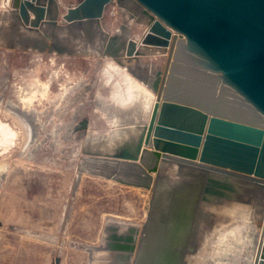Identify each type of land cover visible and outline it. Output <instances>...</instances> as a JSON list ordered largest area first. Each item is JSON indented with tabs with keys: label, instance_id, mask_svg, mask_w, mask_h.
<instances>
[{
	"label": "water",
	"instance_id": "obj_1",
	"mask_svg": "<svg viewBox=\"0 0 264 264\" xmlns=\"http://www.w3.org/2000/svg\"><path fill=\"white\" fill-rule=\"evenodd\" d=\"M134 1L149 19L139 39L125 27L115 35L103 27L113 0H80L62 19L58 0H11L0 12V45L109 55L153 90L150 119L136 139L91 151L83 170L153 190L135 264H182L208 206L264 198V0ZM158 55L167 56L164 69L141 61ZM167 165L189 180L170 181ZM256 228L253 264H264V217ZM129 232L113 235L123 264L138 228Z\"/></svg>",
	"mask_w": 264,
	"mask_h": 264
},
{
	"label": "rangeland",
	"instance_id": "obj_2",
	"mask_svg": "<svg viewBox=\"0 0 264 264\" xmlns=\"http://www.w3.org/2000/svg\"><path fill=\"white\" fill-rule=\"evenodd\" d=\"M58 1L62 19L80 0ZM10 5L11 1L0 0V12ZM142 14L134 0H113L102 24L113 35L125 27L124 33L139 39L149 20ZM144 57L154 69H164L167 56ZM124 68L109 55L55 54L0 45V123H8L15 135L10 143L0 133V264H52L57 256L60 264H119L122 252L115 248L113 235L126 236L132 227L138 232L128 264L137 262L153 190L83 170L84 158L101 151L88 143L89 134L105 136L115 129L144 126L150 119L156 94ZM166 167L162 174L170 181L189 180L177 166ZM263 217L264 198L208 206L182 264H194L192 258L204 253L200 264H251L245 262L246 255L258 240L261 229L257 234L256 224H262ZM249 225L250 232H256L254 244L246 237Z\"/></svg>",
	"mask_w": 264,
	"mask_h": 264
},
{
	"label": "bare ground",
	"instance_id": "obj_3",
	"mask_svg": "<svg viewBox=\"0 0 264 264\" xmlns=\"http://www.w3.org/2000/svg\"><path fill=\"white\" fill-rule=\"evenodd\" d=\"M11 0H7V2H10ZM143 15V14H142ZM142 17H144L145 18V15H143ZM146 19V18H145ZM110 65V64H109ZM116 67V66H115ZM117 67H119L120 69H122V67H120V66H117ZM119 68H117V69H119ZM134 69H136V67L134 66L133 67ZM119 69V70H120ZM110 70H111V67H110ZM110 70H108V71H110ZM118 71V70H117ZM123 71L129 76V77H131L130 76V74L126 71V69L124 68L123 69ZM114 73V72H113ZM117 73V72H116ZM138 73V72H137ZM144 73V72H143ZM149 73V72H148ZM112 74V73H111ZM119 75H120V73H118ZM140 74V73H139ZM109 75H110V73H109ZM144 77H146V74L144 73V74H142ZM122 76V75H121ZM120 77V76H119ZM132 78V77H131ZM118 80H120V79H118ZM116 83H119V82H116ZM115 83V84H116ZM122 84V83H121ZM145 85H147V84H145ZM120 86V85H119ZM125 86V85H124ZM147 87H149L148 85H147ZM118 88H120V90L122 89L121 88V86L120 87H118ZM143 88V87H142ZM145 89V88H144ZM143 91V90H142ZM147 91V90H146ZM119 92V91H118ZM123 92V91H122ZM149 92V91H148ZM124 93V92H123ZM117 95H119L118 93H117ZM116 95V96H117ZM126 95V94H125ZM149 95V94H148ZM115 96V95H114ZM123 96V95H122ZM127 96V95H126ZM125 96V97H126ZM119 97V96H118ZM117 97V98H118ZM124 97V96H123ZM127 98H129V97H127ZM126 98V99H127ZM130 99V98H129ZM119 101V100H118ZM120 102V101H119ZM126 102V101H125ZM124 102V103H125ZM138 102V101H137ZM141 102V101H140ZM10 103V106H15L14 105V102H12V101H10L9 102ZM122 103V102H121ZM110 105V104H109ZM9 106V105H8ZM17 107V106H16ZM132 107V106H131ZM139 107H140V104H139ZM13 108H15V107H13ZM133 108V107H132ZM10 109H12V108H10ZM9 110V109H8ZM17 110V109H16ZM134 110V109H133ZM17 111H19V110H17ZM114 111V110H113ZM131 111H132V109H131ZM14 112V111H13ZM106 112H108V110H106ZM126 112V111H125ZM129 112H130V108H129ZM21 113H23V112H21ZM31 113V112H30ZM132 113V112H131ZM16 114V113H15ZM25 114V113H24ZM110 114H112V113H110ZM114 114V113H113ZM122 114V113H121ZM129 114V113H128ZM118 115V114H117ZM25 116V115H24ZM27 116V115H26ZM112 116V115H111ZM119 116V115H118ZM21 117V116H20ZM28 117V116H27ZM108 117V116H107ZM126 117H127V115H126ZM23 118V117H22ZM21 118V119H22ZM112 118V117H111ZM121 118V117H120ZM129 118V117H128ZM108 119H109V117H108ZM114 119V118H113ZM117 119V118H116ZM23 120V119H22ZM24 120H26V118H24ZM120 120V119H119ZM118 121V120H117ZM114 122H115V120H114ZM113 122V123H114ZM29 123V122H28ZM31 123V122H30ZM111 123H112V121H111ZM119 123H120V121H119ZM122 123V122H121ZM134 123H135V121H134ZM140 123V122H139ZM138 123V124H139ZM8 124V123H7ZM5 122L4 123H0V133H2V137H3V140H4V142H5V140H9V138L10 137H13V135H14V132L11 130V128L9 127V125H7ZM116 124V123H115ZM114 125V124H113ZM33 127V126H32ZM30 128V127H29ZM142 128H143V126H138L137 128L135 127V126H129V127H124V129H115V130H111L112 132H110L108 135H105V136H96V135H94V136H92V135H88L89 136V138H88V143L89 144H91V146H93V148H98V149H100L101 151H109V150H111L112 149V147H114L117 143V141H119L120 139V141H122V142H127V141H131L132 139H136V137H137V135L140 133V131L142 130ZM35 133V132H34ZM102 135V134H101ZM15 136V135H14ZM33 136V135H32ZM2 137L0 138V142H3L2 141ZM11 139V138H10ZM34 139V138H33ZM87 140V139H86ZM6 141V142H7ZM10 141V140H9ZM8 141V142H9ZM11 141H12V139H11ZM11 141H10V143H11ZM32 141V140H31ZM31 143H33V142H31ZM6 144V143H5ZM29 144V143H28ZM2 145V144H1ZM100 146V147H99ZM4 148V147H3ZM5 171H6V169H4ZM1 174V173H0ZM248 227V226H247ZM251 228V225H249V233H248V231H247V234L246 235H248V236H246V237H251V239H252V241L250 240V242H253V244H254V239L257 237L256 236V232H250V229ZM259 230H260V228H258V231H257V234L259 233ZM240 235H243V234H240ZM251 235H254L253 237L251 236ZM246 237H242V239L245 241V238ZM237 238H238V236H237ZM236 238V239H237ZM240 238V237H239ZM238 238V239H239ZM238 241V240H237ZM244 241H243V244H244ZM240 242H242V241H240ZM248 243V242H247ZM225 244V243H224ZM227 245V244H226ZM230 245V244H229ZM249 245V244H248ZM252 245V244H251ZM221 244H220V248H221ZM235 246H237V245H235ZM231 247V246H230ZM246 247V246H245ZM256 247H257V240L255 239V245L253 246V249H252V253H250L249 255H246V260H245V262L246 263H248V262H251V264H253V261H254V258H255V251H256ZM236 248V247H235ZM250 248H252L251 246H250ZM250 248H249V250H250ZM219 249V248H218ZM247 249V248H246ZM220 250V249H219ZM254 250V251H253ZM226 251H228V252H230V250H226ZM240 251V250H239ZM224 252V251H223ZM244 252V251H243ZM251 252V251H250ZM238 254V253H237ZM204 255H205V253L204 254H202V256H198V257H193L192 258V261H193V263L194 264H200L201 263V261H203L205 258H206V255H205V257H204ZM229 255H231V254H229ZM245 254H243V256H244ZM227 257V256H226ZM235 257V256H234ZM244 258V257H243ZM220 259V258H219ZM223 259V258H222ZM226 260H227V258H225ZM231 259V258H230ZM239 259V258H238ZM217 260V259H216ZM221 260V259H220ZM219 260V261H220ZM224 260V259H223ZM232 260H235V258L233 259L232 258ZM232 260H231V262H232ZM239 261V260H238ZM215 262V261H214ZM235 262V261H234ZM215 263H217V261L215 262ZM219 263V262H218ZM227 263V262H226ZM225 263V264H226ZM119 264H123L122 263V261L121 262H119ZM221 264V263H220ZM229 264H231V263H229Z\"/></svg>",
	"mask_w": 264,
	"mask_h": 264
},
{
	"label": "crops",
	"instance_id": "obj_4",
	"mask_svg": "<svg viewBox=\"0 0 264 264\" xmlns=\"http://www.w3.org/2000/svg\"><path fill=\"white\" fill-rule=\"evenodd\" d=\"M144 58H145L144 56L141 57V61L145 62V61H144ZM135 67H136L135 70H136V72H138V73H141V74H144V73H145V74H147V73L149 72V71H146V70L144 69V67H141V66H139V65H136ZM143 72H144V73H143Z\"/></svg>",
	"mask_w": 264,
	"mask_h": 264
}]
</instances>
